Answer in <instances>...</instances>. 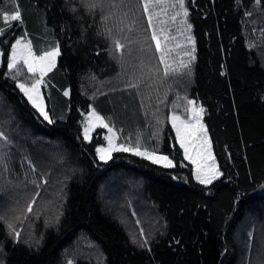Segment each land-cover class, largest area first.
Masks as SVG:
<instances>
[{
	"label": "trees",
	"instance_id": "1",
	"mask_svg": "<svg viewBox=\"0 0 264 264\" xmlns=\"http://www.w3.org/2000/svg\"><path fill=\"white\" fill-rule=\"evenodd\" d=\"M0 29L11 177L26 146L37 178L0 193V264H264V0H0ZM26 33L35 54L59 50L41 85L52 123L17 85L36 74L8 68ZM191 99L221 170L208 185L169 119ZM91 109L116 133L107 160L106 129L82 134Z\"/></svg>",
	"mask_w": 264,
	"mask_h": 264
},
{
	"label": "snow or ice",
	"instance_id": "2",
	"mask_svg": "<svg viewBox=\"0 0 264 264\" xmlns=\"http://www.w3.org/2000/svg\"><path fill=\"white\" fill-rule=\"evenodd\" d=\"M178 3L181 7L184 6V0H178ZM145 11H147V3H145ZM187 10H185L184 15L187 16ZM3 19L8 22L11 20H20L21 19V13L17 7L15 12L11 14L10 16L5 13L3 15ZM174 19V18H173ZM149 20L151 21V17H149ZM189 28H191V25H188ZM4 29H0V33H2ZM153 40H156L157 42V48L159 49V41L156 38L155 33H153ZM191 37H189V40L191 41ZM118 48L122 47L119 43L116 45ZM27 50L26 52L24 50ZM194 50V49H193ZM59 55L58 48L52 49L51 51L44 52L40 56L34 55L32 48L29 44H22L21 39H17L15 43L12 44V52L11 55L8 57V68L9 70L16 69L17 74H19V63L22 60L23 64L27 67L28 72L30 73H36L39 72L41 75L40 80H36L31 87H26L23 83H18V87L25 93L26 96H28V99L33 103L35 107L38 108L40 111V114L44 117L45 120H48L49 123H52L53 121L49 119L48 113L44 111L43 107H41L40 104L37 103V100L39 99L38 94V86L43 83V76L47 71H50L52 67L55 65V58ZM194 59V57H192ZM167 73V70H166ZM15 79V77H13ZM33 93H36V96L34 98ZM64 95H68V92L65 91ZM189 105H193L194 101L189 100ZM205 110L200 107L199 109L193 107L191 109V115L189 117L188 121H182L179 116H173L172 122L173 127L176 128L177 131V138L180 142L181 147L184 148L185 151V159L191 160L193 165L196 166L195 168V178L200 182V184L208 185L211 184L214 180H216L220 175L219 169L215 166V158L211 154L210 144L207 141V133L204 129V126L199 123L200 121V115ZM90 116L94 117L97 121L102 122V118L95 113V111L89 113ZM177 121L180 122V125L183 128L182 134V128L180 126H177ZM195 122V123H194ZM202 135L205 137L204 144L206 147L204 148L203 152L197 153V158H194L193 156L188 154V147L186 146V138L189 137H195L197 135ZM0 135H3L0 133ZM5 139H7L5 137ZM85 139H88V129L85 130ZM109 148H97V152L100 154L101 160H106L108 157V154L113 150L112 147V139L109 137ZM124 151H129L128 148H123ZM137 155H147L148 159L153 160L154 163H161L165 162L166 166L172 167V161L167 156H159L155 153L153 154H146L136 151ZM208 161H211V163H208ZM32 210L31 204L28 206V211ZM17 238L19 237V233H16ZM135 242V241H134ZM144 244H147V240L144 241ZM144 244L141 245V247L144 246Z\"/></svg>",
	"mask_w": 264,
	"mask_h": 264
},
{
	"label": "rangeland",
	"instance_id": "3",
	"mask_svg": "<svg viewBox=\"0 0 264 264\" xmlns=\"http://www.w3.org/2000/svg\"><path fill=\"white\" fill-rule=\"evenodd\" d=\"M7 14L10 16L13 13H7ZM18 39H21L22 44H29L30 45L29 39H26V38L23 39L21 37L18 38ZM16 40L14 41V43L16 42ZM154 41L156 42V40H154ZM24 51L26 52L27 50L25 49ZM11 52H12V50H11ZM34 55H36V54L34 53ZM36 56H38V55H36ZM56 58H55V61H56ZM0 59H1V50H0ZM20 64H23V61L22 60L20 61ZM24 67L27 70V67L25 65H24ZM34 74H36V79L33 82L27 83V82H24V81H18V83H23V84L26 85V87H29L30 88L31 85L36 80H40L41 79V75H40L39 72H36ZM41 85L42 84H40L38 86L39 99L37 100V103L40 104L41 107H43V109H44L45 112H47V110H46V103H45V100H44L43 95H42ZM33 96L35 98L36 93H33ZM26 97L28 98V96H26ZM191 100L194 101V104L193 105H188V108H187V111H186L185 115H182V114H179V113H170L169 119H170V122H171L172 127H173V122H172V119L171 118L173 116H179L182 121H188L189 120V117L191 115V109L193 107H195L197 109H199L200 107H202L204 109V107L201 105L200 102H197L194 99H191ZM35 108L38 110L37 107H35ZM93 111H95V110L91 109L86 114L85 126H84L83 131H82V134H83L84 138H85V130L86 129H88V139H86V140H89L92 137L93 131L97 127H104L106 129V133H105V143L98 145L97 148H104V149L109 148V140H108L109 137L112 139V147H113V150L119 148L120 146L116 142V133H115V131L112 128H110V127L107 126V124L105 123L104 119L96 111H95V113L102 118V122L101 121H97L94 117L90 116L89 113H91ZM203 114H204V112L200 115V121H199V123H201L204 126V129L206 130V133H207L206 139H207V141L210 144L211 154L214 157V154H213V151H212L210 137H209L207 128H206V126H205V124L203 122V119H202ZM177 126H180L182 128V126L180 125V122L179 121H177ZM173 128H174V131H175L176 140H177L178 144L180 145V142H179V140L177 138L176 128L175 127H173ZM8 129H9V125L8 124H1L0 125V133L3 134V135H0V193H4V192H9V191L15 190V189H17L19 187L25 186L28 182L35 181L37 179L36 178V175H35L34 167H33V165L31 164V162L29 160L26 146H22L21 147L22 156H21V163H19L20 164L21 172L23 173V178L22 179H18V180H14V178L11 177L12 176V170H11V168H12V165H13V157H12L13 156V152H12L11 147L7 143V139H5V137L7 138L6 133H7V130ZM182 134H184L183 133V128H182ZM204 139H205V137H203L202 135H199V134L197 136H195V137L186 138V146L188 147V154L191 155V156H193L194 158H197V153L198 152H203L204 148L206 147V145L204 144ZM180 147H181V145H180ZM97 148H96V153H97L98 158L100 159V154L97 152ZM181 148L183 150V154H184V157H185L184 148L183 147H181ZM128 149H130V151L135 152V153L138 150L139 152L146 153V154H149V155L155 153L156 155H159V156H167L172 161V164H174L173 159L169 155L164 154V153H161V152H158V151L141 149V148H137V147H128ZM111 152L108 154V157H110ZM142 156L147 157V155H142ZM107 159H109V158H107ZM187 160L189 162H191V160H189V159H187ZM208 163H211V161H208ZM158 164H161V165H165L166 166V163L165 162H161V163H158ZM192 165H193V163H192ZM215 166L219 169V171L221 173V170L218 167L216 160H215ZM195 168H196V166L193 165V175H194V178H195ZM239 233H240V228L235 231V234H234L235 239H238L239 238ZM261 251L264 254V248H262Z\"/></svg>",
	"mask_w": 264,
	"mask_h": 264
},
{
	"label": "crops",
	"instance_id": "4",
	"mask_svg": "<svg viewBox=\"0 0 264 264\" xmlns=\"http://www.w3.org/2000/svg\"><path fill=\"white\" fill-rule=\"evenodd\" d=\"M25 35H26V36H24L23 39H25V38H26V39H29L30 36H29L27 33H26ZM21 38H22V37H21ZM29 43H30V41H29ZM30 45H31V48H32V44H31V43H30ZM50 48H51V49H48L47 51H44V52L51 51L52 49H56L57 47H50ZM32 51H33V48H32ZM44 52H43V53H44ZM33 53H34V51H33ZM43 53H42V54H43ZM42 54H36V55L39 56V55H42ZM55 62H56V61H55Z\"/></svg>",
	"mask_w": 264,
	"mask_h": 264
}]
</instances>
